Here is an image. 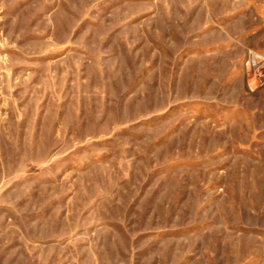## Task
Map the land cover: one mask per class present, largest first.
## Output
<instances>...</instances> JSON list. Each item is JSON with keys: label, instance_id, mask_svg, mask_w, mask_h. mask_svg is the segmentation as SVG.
<instances>
[{"label": "rangeland", "instance_id": "obj_1", "mask_svg": "<svg viewBox=\"0 0 264 264\" xmlns=\"http://www.w3.org/2000/svg\"><path fill=\"white\" fill-rule=\"evenodd\" d=\"M264 0H0V264H264Z\"/></svg>", "mask_w": 264, "mask_h": 264}, {"label": "built area", "instance_id": "obj_2", "mask_svg": "<svg viewBox=\"0 0 264 264\" xmlns=\"http://www.w3.org/2000/svg\"><path fill=\"white\" fill-rule=\"evenodd\" d=\"M248 64L255 68L264 69V56L258 53H251L248 57Z\"/></svg>", "mask_w": 264, "mask_h": 264}]
</instances>
